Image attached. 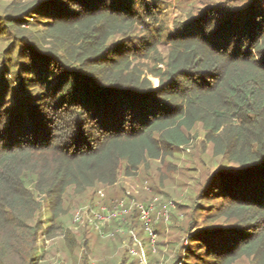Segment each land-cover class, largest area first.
I'll return each mask as SVG.
<instances>
[{
  "label": "trees",
  "instance_id": "1",
  "mask_svg": "<svg viewBox=\"0 0 264 264\" xmlns=\"http://www.w3.org/2000/svg\"><path fill=\"white\" fill-rule=\"evenodd\" d=\"M5 10L3 31L19 49L8 51L0 79V264H37L39 236L51 233L71 189L92 190L90 199L102 191L113 208L122 172L173 155L199 127L214 154L237 165L209 179L221 200L209 206L227 223L207 234L209 264H264V0L207 5L173 29L154 0Z\"/></svg>",
  "mask_w": 264,
  "mask_h": 264
},
{
  "label": "rangeland",
  "instance_id": "2",
  "mask_svg": "<svg viewBox=\"0 0 264 264\" xmlns=\"http://www.w3.org/2000/svg\"><path fill=\"white\" fill-rule=\"evenodd\" d=\"M31 1L33 0H0V79L4 76L1 69L5 57L17 45L11 33L3 31L5 9L9 5ZM154 1L161 7L158 16L162 25L172 29L177 21L191 12L205 9L207 5L242 3V0ZM26 19L37 23L39 18L32 16ZM147 22L152 23L154 20L148 18ZM154 25L157 26L158 23ZM28 27L32 29L31 24ZM39 27H43L42 24H37L36 28ZM169 45L162 41L158 49L166 55ZM18 49L19 45L16 46L13 57ZM159 62L158 59L151 58L147 64L154 66ZM163 66L162 63L158 64V67ZM142 68L147 69L145 65ZM6 75V79L12 78V75ZM148 78L155 86L159 85L158 77L149 73ZM192 137L194 138L190 144L176 149L173 155L148 159L134 175H125L123 172L120 174L115 190L109 194L117 201L122 197L119 202L124 199L123 203L110 208L115 216L106 221L101 229L91 224L89 219L93 217L94 210L102 211L103 215V207H108L101 200L105 193H98L90 199L92 190L84 195H75L71 189L72 194L66 196L61 217L52 222L54 227L51 233L39 236L37 264L212 263L207 247L204 246L208 243L207 234H221V230L216 229L226 230L227 223L216 217L213 214L216 211L209 206L212 203L219 205L221 202L218 194L209 191L212 187L209 179L218 169L236 171L237 165L226 156L214 154L213 146L206 141L201 127L197 128ZM142 203L153 207L150 219L143 220L144 222L137 219L140 215L134 208ZM48 212L44 206L41 212L44 219L49 216ZM77 213H81V216L75 220ZM147 226L151 229L148 230ZM204 260L206 263H203ZM234 264L257 262L243 256Z\"/></svg>",
  "mask_w": 264,
  "mask_h": 264
},
{
  "label": "built area",
  "instance_id": "3",
  "mask_svg": "<svg viewBox=\"0 0 264 264\" xmlns=\"http://www.w3.org/2000/svg\"><path fill=\"white\" fill-rule=\"evenodd\" d=\"M102 193V191H101ZM123 203V200L121 201ZM121 202H118L117 206L121 203ZM139 207L141 208V217L143 220L147 221L150 219V211L151 209L153 208L151 205H148V206H144V205H140L138 204ZM103 209L105 210L103 212V215H102V211L98 210L95 212V210L93 211V217H91L89 219V222L94 226H96L98 229H101L102 228V225L106 222V221H109L111 220L114 216H115V213L113 212V210H111L109 207H103ZM102 209V210H103ZM81 216V213H77L76 217H75V220L76 219H79ZM102 221H104L103 223H101ZM148 223V222H147ZM147 229L150 230L151 228L147 226ZM150 233L152 234L153 231L151 230Z\"/></svg>",
  "mask_w": 264,
  "mask_h": 264
}]
</instances>
